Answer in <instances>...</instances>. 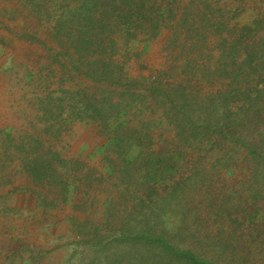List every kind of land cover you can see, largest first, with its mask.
Masks as SVG:
<instances>
[{
  "label": "trees",
  "instance_id": "16d2710c",
  "mask_svg": "<svg viewBox=\"0 0 264 264\" xmlns=\"http://www.w3.org/2000/svg\"><path fill=\"white\" fill-rule=\"evenodd\" d=\"M12 1L44 27L50 39L67 51L72 70L96 86L93 93L80 90L70 94L83 106V117L100 124L105 132L108 151L112 150L120 161V171L125 176L138 178L148 192L145 197L149 202L153 195H157L155 187L163 186L168 190L164 198L167 201L165 207H156L150 212L155 222L153 225H125L114 232L122 249V260L129 259L133 264H230V260L246 261L233 252V243L221 235H205L200 245L191 249L175 243L170 233L163 230L157 233L156 230L167 211L173 216L182 214V224L177 226L178 236L181 233L187 237L186 221L193 209L181 206L189 202V195L195 194L199 187L210 193L211 188L218 184L215 180L218 175L236 176L237 161L241 158L250 166L248 172L252 178L248 183H241L238 190L228 187L222 197L223 204L216 210L208 207L207 221L220 224L222 228L230 227V233L235 234L238 228H244V223L249 231L254 229L252 225L258 219L264 220V207H259L260 204L264 206V11L242 25L237 22L235 13L229 16L232 10L238 9V0H192L188 8L192 14H183L173 26L181 0ZM253 1L264 4V0ZM198 6L203 11L200 14H196L200 11ZM240 9V13L246 11L243 6ZM213 19L218 23L214 24ZM164 29L172 33L169 47L185 39L188 44L192 43L189 50L208 51L200 56L210 62L214 60L213 67L211 63L203 62L191 70H195L193 74H200L201 81L208 87L222 85L226 90L218 93L217 97L205 98L201 103H191L180 95L178 89L171 96L151 86L148 92L158 93L157 99L167 107L163 113L165 119L159 124L171 128L170 132L176 133L178 141V144L173 142L174 148L168 150L164 147L158 153L154 148V137L159 130L153 129L152 125L157 118L144 115L145 122L142 121L137 128L129 127L130 122L124 120L129 117L127 108L132 109V102L148 100L145 93L136 94L132 90L137 88L136 82L130 83L126 69L137 55L130 49L131 43L155 39ZM209 36L217 37L220 43L209 45ZM216 50L219 56L215 58L211 52ZM187 58V65L196 61L193 57ZM193 106H198L196 112ZM82 114L77 113L76 116L81 117ZM72 118L73 112L69 119ZM131 153L135 154L134 160L129 159ZM44 156L51 158L20 161L21 171L39 185L59 186L63 189L60 195L65 197L69 194V182L73 180L58 173L59 153L50 152ZM191 157L195 161H186ZM180 161L192 162L195 172L185 175L187 165ZM71 185L76 188L77 184L72 182ZM208 199L210 205L216 201L210 196ZM202 229H205L204 224ZM253 233L259 234L257 230ZM191 234L195 235L193 231ZM143 250L148 253H142ZM228 252H231L229 256Z\"/></svg>",
  "mask_w": 264,
  "mask_h": 264
},
{
  "label": "rangeland",
  "instance_id": "374dc122",
  "mask_svg": "<svg viewBox=\"0 0 264 264\" xmlns=\"http://www.w3.org/2000/svg\"><path fill=\"white\" fill-rule=\"evenodd\" d=\"M191 1H180L173 26L183 14H192L188 10ZM240 1L238 9L232 10L229 16L235 13L237 22L242 25L264 11L261 2L243 0L241 4ZM242 6L246 11L240 13ZM194 11L197 10L194 8ZM202 12L200 8L196 14ZM213 23L217 24V19H213ZM171 35L164 29L155 39L131 43L130 49L137 55L126 69L130 83L136 82L137 88L132 90L136 94L145 93L148 100L132 102V109L127 108L129 117L124 120L130 122L129 127L137 128L145 122L144 115L157 118L152 125L159 130L154 137L158 153L164 147L174 148L173 142L178 144V141L176 133L170 132L171 128L159 124L165 119L163 113L167 107L157 99L158 93L148 92L151 86L171 96L178 89L191 103H201L226 90L222 85L208 87L201 81L200 74H193L195 70H191L203 62L213 67L214 60L210 62L200 56L208 51L189 50L192 43L188 44L185 39L169 47ZM208 41L209 45L220 43L214 36H209ZM66 53L49 38L45 28L14 1L0 0V264H133L129 259L122 260V249L114 232L125 225H153L150 212L156 207H165L168 190L163 186L155 187L157 195L149 202L145 197L148 192L138 178L125 176L120 171V161L112 150L108 151L100 124L83 117V106L72 95L80 90L93 93L96 86L72 70ZM211 53L215 58L219 56L217 50ZM187 56L193 57L195 63L187 65ZM166 106L171 108L169 104ZM193 110L196 112L198 106H193ZM77 113L82 116H76ZM164 129L167 130L162 134ZM50 152L60 155L58 173L73 180L69 182L68 196L60 195L63 189L59 186L39 185L21 171L20 161H43V158H51L44 156ZM134 158L135 154L131 153L129 159ZM193 158L186 161H195ZM243 160L237 161L236 176L218 175L215 178L218 184L210 193L199 187L195 194L189 195V202L181 206L193 209L185 226L189 238L181 233L178 236L177 226L182 224V214L173 216L168 209L156 232L170 233L175 243L191 249L198 247L205 235H221L233 243V252L246 259L230 260V264H263L264 225H260L263 219H258L252 225L254 229L249 231L244 223V228H238L235 234L230 233V227L222 228L220 224L207 221L208 207L216 210L222 205L228 187L238 190L241 183H248L252 178L248 172L250 166ZM181 163L187 165L185 175L195 172L192 162ZM72 182H76V188ZM208 196L216 200L213 205ZM233 219L237 221L234 216ZM203 224L205 229H202ZM254 230L259 234H254ZM230 254L228 252V256Z\"/></svg>",
  "mask_w": 264,
  "mask_h": 264
}]
</instances>
